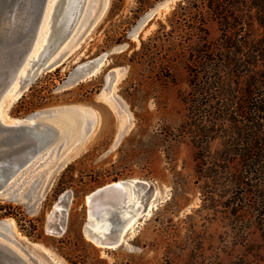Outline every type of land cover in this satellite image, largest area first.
<instances>
[{
	"label": "rangeland",
	"instance_id": "rangeland-1",
	"mask_svg": "<svg viewBox=\"0 0 264 264\" xmlns=\"http://www.w3.org/2000/svg\"><path fill=\"white\" fill-rule=\"evenodd\" d=\"M70 7L55 42L51 3L30 52L29 67L61 52L57 65L18 94L13 80L0 97L5 125L54 129L10 189L19 186L23 199H0V242L32 256L31 264H264V208L244 196L264 190V174L223 159L224 142L235 138L230 127L216 133L187 119L188 67L207 46L223 53L206 2L70 0ZM91 64V76L71 82ZM120 181L141 183L140 211L118 245H95L82 233L87 196ZM122 220L99 219L110 230Z\"/></svg>",
	"mask_w": 264,
	"mask_h": 264
},
{
	"label": "trees",
	"instance_id": "trees-1",
	"mask_svg": "<svg viewBox=\"0 0 264 264\" xmlns=\"http://www.w3.org/2000/svg\"><path fill=\"white\" fill-rule=\"evenodd\" d=\"M203 1L221 28L216 48L223 53L207 46L197 67H188V122L216 133L230 127L235 138L224 142L223 159L236 158L247 172L264 174V0ZM253 26L260 33L245 34ZM249 195L264 208V190Z\"/></svg>",
	"mask_w": 264,
	"mask_h": 264
},
{
	"label": "water",
	"instance_id": "water-1",
	"mask_svg": "<svg viewBox=\"0 0 264 264\" xmlns=\"http://www.w3.org/2000/svg\"><path fill=\"white\" fill-rule=\"evenodd\" d=\"M44 1L45 0H0V53L2 57L0 61V88L6 86L9 81L8 79L13 76L15 70H17L29 51L35 37ZM70 10V0H55L53 2V9L47 21V30L57 33L53 41L57 42L59 40L58 35H60L62 30H58L57 32V29L64 24L66 18L70 15ZM45 41L47 42V38ZM43 48L44 47H42V50ZM61 55L62 53L60 52L55 57L47 56L39 63V65L35 66V68H33L34 63L29 67L30 62H33L35 57L28 60V67L31 69V72H28L27 70L26 73L17 77L16 81L19 82V87L15 94L20 93V91L40 73L49 71L57 65ZM37 60H39V55L37 56ZM96 65L97 64H91L90 66L86 65L78 69L71 82L82 81L91 76L96 69ZM25 121L26 120H14V127L5 128L0 125V131L7 130L11 132V136H7L5 144L7 147H13L10 150H5L4 154L7 155L0 158V199L6 196L17 200L23 199V195L16 194V190L19 186L10 191L18 179L13 177L16 174L20 176L18 173H21L30 167L29 165L24 170L22 169L30 160L29 152L32 151L34 147H37L42 151L44 148L48 147L52 141V139L44 140V134L51 131L54 133L52 127L40 124L36 121H31L26 124ZM43 140L44 143L42 146L41 144H38ZM18 144H20V146H18ZM140 184V182L120 181V183L113 186H103L98 188L90 193L88 197L90 203L94 204L105 194H116L122 188H130L134 194H138L140 191L138 188L140 187ZM37 200L38 192H33V194L29 196L27 203L32 206ZM140 208L141 206H137L127 210L125 207L117 205L104 210L101 213H95L94 211L89 210L87 206L88 219L83 226L82 233L95 245L107 247L116 246L121 242V234L126 222L128 219L135 216ZM146 209L147 206L143 208L144 211ZM110 213H120L123 216L121 223L111 230L99 221L101 215ZM94 229H97L100 233L93 231ZM8 256L10 258L13 255ZM14 258L17 264H31V261L35 262V259H33L32 256H28V260H26L27 263L21 261L17 256Z\"/></svg>",
	"mask_w": 264,
	"mask_h": 264
},
{
	"label": "bare ground",
	"instance_id": "bare-ground-1",
	"mask_svg": "<svg viewBox=\"0 0 264 264\" xmlns=\"http://www.w3.org/2000/svg\"><path fill=\"white\" fill-rule=\"evenodd\" d=\"M54 1L55 0H45L44 1L43 9L41 10V16H40V19H39V23H38V27H37V30H36V33H35V37H34L33 43L31 44V47H30L29 51L27 52V54L25 55V57H24L23 61L21 62V64L19 65V67L17 68V70H15L13 76L8 79L9 81L7 82L6 86L0 88V97L2 96V94L4 93V91L7 89V87L10 85V83L13 80L14 81L17 80V77L20 76L19 73L25 71V69L23 68L24 63L27 62V65H28V60H30L31 58H33V57H31L30 52H31L32 48L34 47V42H35V40H36V38L38 36V33L40 32V30H41V28L43 26V23L46 20V13L47 14L49 13L50 5ZM67 45L68 44H66V46ZM1 58L2 57H1V53H0V61H1ZM16 94H18V93H16ZM16 97H17V95H16ZM13 123L11 125H5V123H3V121H1V118H0V125H2V127H5V128H7V127H14V124ZM7 136L8 137L11 136V132L10 131H7V130L0 131V158H2L5 155H7V154H4V151L5 150L7 151V150H10L11 148H13V147H7L6 146L5 143L7 141ZM53 137H54V133H52V131L49 132V133L44 134V140L45 141L46 140H51V139H53ZM44 140L43 141H40L38 144H41V146H42V144L44 143ZM18 146H20V144H18ZM44 149H46V148H44ZM42 151L40 149H38L37 147L36 148L34 147V149L29 152L30 153V155H29L30 156V160L26 163V165L22 169L24 170L27 166H29L30 163ZM18 174H20V173H18ZM17 176L18 175L16 174L13 178H17ZM118 183H120V182H116L114 184L107 185V186H104V187L113 186V185H116ZM136 203H137V198H136L135 194L133 193V191L130 188H128V189H123L122 188L116 194H105L99 200H97L94 204L93 203L92 204L90 203V199L87 196V206H88V209L94 211L95 213H98V212L101 213L103 210L110 209L111 207L117 206V205L123 206V207H125L128 210L129 208H135V207L139 206V204L136 205ZM137 214L138 213H136V215ZM136 215L133 216V217H131L130 219H128V221L126 222V224L124 226V230L122 231V234L121 235H123V233H125V231L132 225L130 223L133 221V219L136 217ZM93 231L100 233V231H97V229H94ZM8 255H13V256L9 258ZM15 256L19 257V259L21 261H24V263H27L26 259L20 257L9 246H7V245H5V244H3V243L0 242V264H17L16 261H15V258H14Z\"/></svg>",
	"mask_w": 264,
	"mask_h": 264
}]
</instances>
